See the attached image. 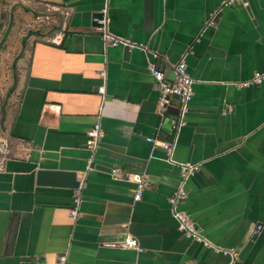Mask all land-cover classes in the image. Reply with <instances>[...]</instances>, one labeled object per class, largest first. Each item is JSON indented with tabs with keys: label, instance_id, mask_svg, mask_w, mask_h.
I'll list each match as a JSON object with an SVG mask.
<instances>
[{
	"label": "crops",
	"instance_id": "1",
	"mask_svg": "<svg viewBox=\"0 0 264 264\" xmlns=\"http://www.w3.org/2000/svg\"><path fill=\"white\" fill-rule=\"evenodd\" d=\"M181 60L194 96L178 131L149 67L172 81ZM257 73L264 0H0V264H264V83L237 86ZM114 169L145 177L140 201ZM40 171L84 175L77 217L76 190Z\"/></svg>",
	"mask_w": 264,
	"mask_h": 264
},
{
	"label": "built area",
	"instance_id": "2",
	"mask_svg": "<svg viewBox=\"0 0 264 264\" xmlns=\"http://www.w3.org/2000/svg\"><path fill=\"white\" fill-rule=\"evenodd\" d=\"M105 20L100 22L103 27H106ZM104 38L106 40L110 39L106 28L104 29ZM125 44L129 45L128 43L120 40H115L113 42L114 45L117 44ZM158 54H153L154 59H158ZM150 72L152 73L153 77L156 81V90L158 92L159 101H158V110L159 112L165 113L168 108L171 106L172 100L174 98H178L180 101V109H179V117L177 118V124L175 126L176 130H180V128L184 127L186 125L185 117L188 113L189 103L193 99L194 96V80L191 77L188 66L185 60H181L176 66H175V77L172 81L166 78V75L160 71L157 66L153 63L149 67ZM264 83V74L263 73H257L254 75V77L247 82L238 84L237 86L240 88H247L253 85H262ZM100 92L103 94L104 89L101 88ZM88 138H89V149L92 151H96L101 139H102V128L101 125L98 123L96 124L89 132H88ZM149 142L153 143L154 145L161 146L164 148L171 156V153L173 152L175 144L168 143V142H159L153 139H149ZM171 160V159H170ZM198 170V166L191 165V164H185L181 165V178H182V187L184 186L185 181L194 175L196 171ZM113 179L116 181H122V182H133L136 184V200L140 201L144 193L147 189V182L144 176H138V175H130L128 173H125L119 169H114L111 173ZM180 188L178 195L176 199L172 201V203H175L177 199L181 198V196H184V190L183 188ZM80 194L81 189L76 190V197L74 199V209L72 211V216L77 217L78 211H79V204H80ZM174 211V216L179 222V229L182 231L187 237L193 238L196 241L203 242L205 245L204 238L200 234L199 230L196 228L195 224L192 222L190 217L183 212ZM125 247L136 249L137 251H141V248L139 247V244L137 240L133 238H127L124 244ZM67 260L66 256L60 257L59 261L61 264H65Z\"/></svg>",
	"mask_w": 264,
	"mask_h": 264
},
{
	"label": "water",
	"instance_id": "3",
	"mask_svg": "<svg viewBox=\"0 0 264 264\" xmlns=\"http://www.w3.org/2000/svg\"><path fill=\"white\" fill-rule=\"evenodd\" d=\"M105 19V15L103 13H99L96 15V20H97V25L99 28H102L103 25L100 23ZM129 48V47H128ZM46 175H50L55 182L60 184L61 186L74 189V190H79L82 187V182H79V180H83L84 175L76 174V173H64V172H55V173H50V172H45V171H40L39 177L40 180H43V178Z\"/></svg>",
	"mask_w": 264,
	"mask_h": 264
},
{
	"label": "rangeland",
	"instance_id": "4",
	"mask_svg": "<svg viewBox=\"0 0 264 264\" xmlns=\"http://www.w3.org/2000/svg\"><path fill=\"white\" fill-rule=\"evenodd\" d=\"M6 87H7V89L9 90L10 85H7ZM7 92H8V91L6 90V91H5V95H6Z\"/></svg>",
	"mask_w": 264,
	"mask_h": 264
}]
</instances>
